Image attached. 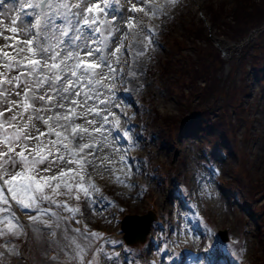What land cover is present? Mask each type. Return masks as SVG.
<instances>
[{"label":"rangeland","instance_id":"1","mask_svg":"<svg viewBox=\"0 0 264 264\" xmlns=\"http://www.w3.org/2000/svg\"><path fill=\"white\" fill-rule=\"evenodd\" d=\"M93 2L103 7V0ZM238 3L110 0L108 19L111 13L119 19L122 11L124 20L117 26L126 25L129 18L134 25L112 44L113 52L123 44L119 63H113L124 73L121 78L117 72L113 84L116 98L97 104L108 110L104 115L109 121L114 113L120 127L97 137L100 143L85 150L91 163L85 166L84 179L98 189L92 197L83 193L79 200L75 194L57 197L81 210L71 228L101 234L88 241L77 236L86 249V261L99 248L106 255H95L98 264H172L166 251L182 253L173 257L176 264H190L188 250L202 256L212 246L215 264H264V28L241 42L232 41L222 29L233 25L235 18L241 20ZM132 4L140 10L132 12ZM219 10L224 15L218 23L214 13ZM198 27L205 30L200 44L191 33ZM149 35L156 43L143 51ZM211 47L218 50L216 58ZM100 77L104 79V74ZM149 210L158 219L146 242L126 247L121 220ZM14 211L25 234L14 236L5 228L6 234L0 236L2 264H57L50 258L66 241L50 244L54 239L50 233H34L27 227L34 211L18 207ZM223 230L227 240L218 234ZM76 235L69 232L70 237ZM13 246L23 256L9 254ZM59 264H68L67 257L60 255Z\"/></svg>","mask_w":264,"mask_h":264},{"label":"snow or ice","instance_id":"2","mask_svg":"<svg viewBox=\"0 0 264 264\" xmlns=\"http://www.w3.org/2000/svg\"><path fill=\"white\" fill-rule=\"evenodd\" d=\"M130 10L140 9L132 4ZM109 14L110 0H103V7L93 0H0V38L5 41L0 45V68L5 70L0 71V225L4 226L0 236L6 234L5 228L14 236L25 234L15 208L34 211L27 225L32 232L50 233L54 238L50 244L66 241L60 253L50 258L57 264L60 255L67 257L68 264H98L95 255H106L95 248L94 254L90 253L93 259L85 260L86 249L77 236L88 241L101 234L71 228L81 210L57 197L75 194L79 200L81 193L87 199L92 197V191L98 189L85 182V166L91 163L85 150L100 143L97 137L120 127L115 114L110 113L114 119L109 121L104 115L108 110L97 104L106 105L116 98L113 84L117 72L121 78L124 73L113 63H119L123 44L114 52L112 44L134 25L129 18L126 25L118 27L123 12L119 19L111 13L109 20ZM145 40L143 51L156 43L151 35ZM81 118L83 124L77 122ZM123 135L132 139L128 131ZM85 139L89 143H84ZM62 164L64 167H59ZM53 168L56 173L49 174ZM92 203L97 206L96 201ZM57 210L69 215L61 216ZM69 232L77 235L70 237ZM188 251L190 264H215L212 246L205 248L202 256ZM8 253L23 256L15 246ZM166 255L176 264L173 257L182 253L166 251ZM4 256L0 252V264Z\"/></svg>","mask_w":264,"mask_h":264},{"label":"trees","instance_id":"3","mask_svg":"<svg viewBox=\"0 0 264 264\" xmlns=\"http://www.w3.org/2000/svg\"><path fill=\"white\" fill-rule=\"evenodd\" d=\"M239 3H238L239 10L236 11V14H240V13L242 14L241 20H237L235 18V21H234L235 25L230 24V27H227V30L225 28L222 29L224 32H226L231 37V38L229 37L231 40L233 39L237 41L239 40L241 41L247 38L253 29L261 28L262 25L264 24V8L262 7L264 0H259V1L258 0H239ZM223 15L224 13H222L220 10L214 13V17L216 18L218 23L220 22V18ZM242 24L246 27V29H244L245 27H243ZM222 26L226 27L227 25H224V22H223ZM191 33L193 34L192 39L195 43L205 41L204 29L198 27L195 32L193 31ZM208 50L214 51V56L215 58L217 57L218 50L216 48L211 47ZM201 51L202 50H200V52ZM193 75H192V78H190L191 80H194ZM204 78H205V74L203 75V79ZM205 80L209 81L207 79Z\"/></svg>","mask_w":264,"mask_h":264},{"label":"water","instance_id":"4","mask_svg":"<svg viewBox=\"0 0 264 264\" xmlns=\"http://www.w3.org/2000/svg\"><path fill=\"white\" fill-rule=\"evenodd\" d=\"M155 216L152 213L146 215H129L123 221V228L126 231L125 239L128 243L145 242L151 230V223ZM222 238L227 240V232H220Z\"/></svg>","mask_w":264,"mask_h":264},{"label":"bare ground","instance_id":"5","mask_svg":"<svg viewBox=\"0 0 264 264\" xmlns=\"http://www.w3.org/2000/svg\"><path fill=\"white\" fill-rule=\"evenodd\" d=\"M112 167V166H111Z\"/></svg>","mask_w":264,"mask_h":264}]
</instances>
